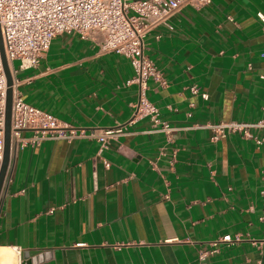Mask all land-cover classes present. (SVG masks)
Masks as SVG:
<instances>
[{"label":"crops","instance_id":"1","mask_svg":"<svg viewBox=\"0 0 264 264\" xmlns=\"http://www.w3.org/2000/svg\"><path fill=\"white\" fill-rule=\"evenodd\" d=\"M257 10L264 0L184 5L145 34L158 73L145 94L169 132L133 116L128 58L91 37L58 33L36 65L14 59L27 102L86 131L123 132L105 146L86 135L13 146L0 193V264H264V131L249 127L260 143L235 131L212 140L204 125L264 117ZM225 233L239 239L209 253Z\"/></svg>","mask_w":264,"mask_h":264},{"label":"built area","instance_id":"2","mask_svg":"<svg viewBox=\"0 0 264 264\" xmlns=\"http://www.w3.org/2000/svg\"><path fill=\"white\" fill-rule=\"evenodd\" d=\"M210 0H0V31L4 52L13 75L11 144L23 146L26 142H37L46 136H88L96 138L105 146L111 137L123 132L121 126L94 127L89 131L58 120L47 110L27 102L18 89L19 79L14 75L13 60H19V67H31L47 51L52 38L63 32H75L83 37H91L102 52L115 51L128 58L133 74L126 83L137 85V99L133 103V116L145 115L151 125L169 132L171 127L161 119L157 106L145 94L147 79L157 78V69L143 52L144 36L153 27L167 24L168 18L184 5L198 8ZM264 33V12L255 11ZM264 61V48L260 51ZM264 81L263 71L260 74ZM7 79L0 54V165L4 147V121ZM192 92L197 87L191 85ZM205 98V92H199ZM211 130L212 140L235 131L244 137H251L255 143L262 138L253 135L249 127H259L264 131V117L253 122L235 120L205 123ZM67 128V130H64ZM28 129L33 133L23 136ZM264 179V173H263ZM261 212L258 219L264 233V185L260 190ZM237 234H222L210 241L209 253L217 251L219 241H235ZM264 240V235L259 241ZM255 242V241H252ZM201 255L203 253H200ZM201 258V257H200ZM199 264H204L202 261Z\"/></svg>","mask_w":264,"mask_h":264},{"label":"water","instance_id":"3","mask_svg":"<svg viewBox=\"0 0 264 264\" xmlns=\"http://www.w3.org/2000/svg\"><path fill=\"white\" fill-rule=\"evenodd\" d=\"M0 54L2 57L4 71L7 79L6 99H5V121H4V147H3V155L0 165V193H1L2 186L8 171L11 150L13 148L11 144V110H12L13 75L5 56L1 31H0Z\"/></svg>","mask_w":264,"mask_h":264}]
</instances>
